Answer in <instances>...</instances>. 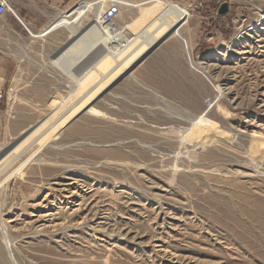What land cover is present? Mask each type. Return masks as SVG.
Instances as JSON below:
<instances>
[{"label": "rangeland", "instance_id": "rangeland-1", "mask_svg": "<svg viewBox=\"0 0 264 264\" xmlns=\"http://www.w3.org/2000/svg\"><path fill=\"white\" fill-rule=\"evenodd\" d=\"M35 11L0 19V264H264V0Z\"/></svg>", "mask_w": 264, "mask_h": 264}, {"label": "bare ground", "instance_id": "bare-ground-1", "mask_svg": "<svg viewBox=\"0 0 264 264\" xmlns=\"http://www.w3.org/2000/svg\"><path fill=\"white\" fill-rule=\"evenodd\" d=\"M105 14V13H104ZM64 13H62V14H60V18H63L64 17ZM103 20H105L104 19V17H103ZM106 21H108V20H106ZM130 44H131V42H130ZM92 51H95V52H97V55L98 54H100L101 52H104V53H106V55H108V56H110L111 57V59H112V62H111V64H116L117 63V61H116V59H118L117 57H116V55L114 54V53H116V51L115 52H113V51H111V50H109V48H105L101 43H97V41L95 42V44L93 45V47H92ZM97 55H92L93 57L92 58H94L95 56H97ZM92 58L89 60V62L92 60ZM94 60H98L96 57H95V59ZM88 62V63H89ZM122 67L124 66V65H126V64H123L122 62H118ZM106 65L104 64V63H102L101 64V66H97L96 64H94V65H91V69H90V72H91V77L89 78V79H93V78H95V79H98L99 80V74L101 73V75H102V72L101 71H103V69L105 70H107V72H105L104 74H103V76H106V77H104L105 79H103V81H101L103 84H102V86L104 85V86H107V85H109V84H111L112 82H114L115 81V79L117 78V77H119V73H117V71H114V70H108V68H106L105 67ZM127 67H125L124 66V68H123V70H121V71H125V70H127L126 69ZM104 72V71H103ZM71 74H72V76L74 77V78H76L77 76H78V74H79V72H74V71H72L71 72ZM122 74V73H121ZM86 84H87V82H86ZM52 113H54L53 114V116H55V113L56 112H54V110L52 111ZM46 124H47V122L46 121H44L42 124H37V126L39 125V127L34 131H32V132H30V131H28V133H27V135L25 136V137H23V139H25V140H28V135L29 134H31L29 137L31 138V137H34V136H37V135H40V134H43V133H45L44 132V129L46 128ZM43 130V131H42ZM40 131H42V132H40ZM201 135L200 134H196L195 132H187V133H185L184 132V134H181V139H182V141L183 142H187L188 143V141H191V140H196L197 139V141L194 143L193 142V144L194 145H198V144H205V143H207L208 142V137L206 136V135H203L202 137H200ZM21 141H22V139H21ZM36 144V143H35ZM191 144H192V142H191ZM190 145V144H189ZM15 147V149H20V147H22V145H19L18 143H15V144H13L12 145V147ZM14 149V148H13ZM16 150V151H19V150ZM34 153V152H33ZM1 155V154H0ZM6 156H4L3 158L1 157L0 158V162L5 158ZM15 158H12L9 162V164L7 163L6 165H7V167L11 164V163H13L14 161H16L17 159H19V158H21V157H17V156H14ZM29 158H26L24 161H22V163L12 172V173H10L9 174V176H8V178H7V180L9 179V178H11L14 174H16V170H18V169H20V167L25 163V162H27V160H28ZM2 169V168H1ZM1 171V170H0ZM73 192H75V191H73ZM74 194V193H73ZM47 196H48V194H47ZM45 199V198H44ZM47 215H48V213H47ZM1 218V217H0ZM2 220V219H1ZM8 223V222H7ZM4 224V223H3ZM4 226V225H3ZM5 230V229H4ZM3 236V235H2ZM6 239V238H5ZM5 241V240H4ZM9 241V240H8Z\"/></svg>", "mask_w": 264, "mask_h": 264}, {"label": "crops", "instance_id": "crops-1", "mask_svg": "<svg viewBox=\"0 0 264 264\" xmlns=\"http://www.w3.org/2000/svg\"><path fill=\"white\" fill-rule=\"evenodd\" d=\"M67 1L71 0H9L11 6L14 5L16 8V17L21 22L23 21L29 25L32 22L38 21V18H35V10L38 7L41 10H55L67 3Z\"/></svg>", "mask_w": 264, "mask_h": 264}, {"label": "built area", "instance_id": "built-area-1", "mask_svg": "<svg viewBox=\"0 0 264 264\" xmlns=\"http://www.w3.org/2000/svg\"><path fill=\"white\" fill-rule=\"evenodd\" d=\"M107 10H106V14L103 16L105 20H109L111 17L115 15V13L117 12V7L115 4H113L110 5V7H108ZM7 13H11L14 16H16L15 12L11 7L9 0H0V19Z\"/></svg>", "mask_w": 264, "mask_h": 264}, {"label": "water", "instance_id": "water-1", "mask_svg": "<svg viewBox=\"0 0 264 264\" xmlns=\"http://www.w3.org/2000/svg\"><path fill=\"white\" fill-rule=\"evenodd\" d=\"M226 10H227V5H221L220 8H219V12H220V14L225 13ZM162 42H163V40L160 41L159 44H161ZM152 50H154V49H152ZM151 52H152V51H151ZM151 52H149L148 55H149Z\"/></svg>", "mask_w": 264, "mask_h": 264}]
</instances>
